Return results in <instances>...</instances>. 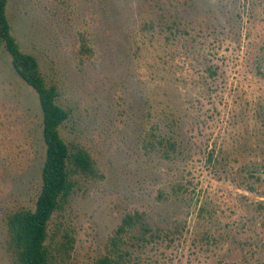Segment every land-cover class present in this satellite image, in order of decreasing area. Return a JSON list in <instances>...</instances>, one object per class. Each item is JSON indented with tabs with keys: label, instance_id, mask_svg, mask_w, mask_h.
I'll return each mask as SVG.
<instances>
[{
	"label": "rangeland",
	"instance_id": "rangeland-1",
	"mask_svg": "<svg viewBox=\"0 0 264 264\" xmlns=\"http://www.w3.org/2000/svg\"><path fill=\"white\" fill-rule=\"evenodd\" d=\"M6 15L58 89L70 152L95 164L51 219L53 264H264V0H7ZM45 159L38 95L0 47V264ZM136 215L149 232L118 234Z\"/></svg>",
	"mask_w": 264,
	"mask_h": 264
},
{
	"label": "trees",
	"instance_id": "trees-1",
	"mask_svg": "<svg viewBox=\"0 0 264 264\" xmlns=\"http://www.w3.org/2000/svg\"><path fill=\"white\" fill-rule=\"evenodd\" d=\"M6 5L7 0H0V47L10 55L17 75L38 95L46 146L42 187L36 208L18 211L8 217L9 246L15 255L16 264H53L56 257L51 247L47 245L51 219L67 203L75 187L73 174H93L95 164L88 152L82 148L71 153L62 138L59 128L68 119V113L57 103L58 89L46 83L37 59L20 49L11 33ZM138 224L144 233L149 232V228L142 222V217L136 215L128 216L123 221L118 234H125ZM144 238L139 240L146 241ZM155 238H158V235H150L151 240ZM70 243L71 241L67 239L61 244L60 251L68 254L72 249ZM103 263L113 264L108 259H104Z\"/></svg>",
	"mask_w": 264,
	"mask_h": 264
}]
</instances>
